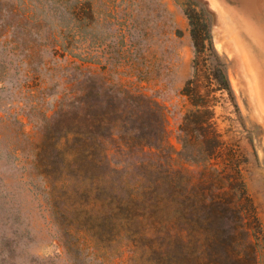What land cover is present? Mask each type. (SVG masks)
Segmentation results:
<instances>
[{
	"label": "rangeland",
	"instance_id": "obj_1",
	"mask_svg": "<svg viewBox=\"0 0 264 264\" xmlns=\"http://www.w3.org/2000/svg\"><path fill=\"white\" fill-rule=\"evenodd\" d=\"M184 1L0 0V264H87L85 255L70 262L63 228L79 237L85 252L96 253L94 238L80 226L63 220L56 231L49 221L47 195H56L65 175L57 179L44 166L68 148L78 99L90 112L124 105L133 119L141 104L154 102L163 112L167 145L180 149L178 125L192 109L182 89L195 81ZM192 1L207 19L230 85L229 93L208 96L214 97V128L240 155L264 236V1ZM196 85L205 96L215 83L204 73ZM70 193V208L84 209L85 198ZM100 254L108 264H145L136 244L119 237Z\"/></svg>",
	"mask_w": 264,
	"mask_h": 264
},
{
	"label": "trees",
	"instance_id": "obj_2",
	"mask_svg": "<svg viewBox=\"0 0 264 264\" xmlns=\"http://www.w3.org/2000/svg\"><path fill=\"white\" fill-rule=\"evenodd\" d=\"M194 4L183 3L194 47L195 81L182 89L192 109L178 125L180 149L167 145L163 112L154 102L141 104L133 119L124 105L90 112L78 99L68 148L44 166L45 172H56L57 179L65 175L56 195H47L50 223L56 231L63 220L75 223L95 240L91 256L78 246L79 237L63 228L71 263V256L85 255L87 264H108L100 251L111 247L114 237L136 244L145 264L260 263L264 236L245 187L240 155L216 132L214 97L208 98L214 91L229 93L228 77L207 19ZM204 73L215 83L205 96L196 85ZM127 153L136 154L134 163L116 157ZM71 190L85 198L84 209L70 208Z\"/></svg>",
	"mask_w": 264,
	"mask_h": 264
},
{
	"label": "bare ground",
	"instance_id": "obj_3",
	"mask_svg": "<svg viewBox=\"0 0 264 264\" xmlns=\"http://www.w3.org/2000/svg\"><path fill=\"white\" fill-rule=\"evenodd\" d=\"M255 1H256V0H255ZM262 1H264V0H262ZM219 2H220V1H219ZM223 2H224V1H223ZM231 2H232V1H231ZM245 2H246V1H245ZM259 2H260V1H259ZM261 3H262V2H261ZM212 4H213V3H212ZM257 4H258V3L256 2V5H257ZM226 5H227V4H226ZM240 5H241V4H239V7H240ZM247 5H248V3H247ZM253 5H254V2H253ZM230 6H231V5H230ZM254 6H255V5H254ZM227 7H229V6H227ZM231 7H232V6H231ZM233 7H234V9H235V6H234V5H233ZM239 7H238V8H239ZM255 7H256V6H255ZM257 7H259V4H258ZM224 8H225V7H224ZM224 8H222V9H224ZM244 8H246V7L244 6ZM226 9H227V8H226ZM229 9H230V8H229ZM232 9H233V8H232ZM248 9H250V7H249ZM235 10H236V9H235ZM227 11H229V10H227ZM230 11H231V9H230ZM251 11H252V10H251ZM231 12H232V11H231ZM234 13H235V12H234ZM244 13H245V12H244ZM238 14H239V13H238ZM255 14H256V13H255ZM229 15H230V14H229ZM234 15H235V14H234ZM240 15H242V14H240ZM249 15H250V14H249ZM231 17H232V16H231ZM231 17H230V18H231ZM221 18H222V17H221ZM223 19H224V18H223ZM223 19H222V20H223ZM231 20H233V19L231 18ZM244 20H245V19H244ZM242 21H243V20H242ZM233 22H234V21H233ZM243 22H244V21H243ZM225 23H227V22H225ZM246 23H248V22L246 21ZM234 25H235L234 27H236V24H234ZM245 25H246V24H245ZM247 25H248V24H247ZM243 26H244V25H243ZM255 27H256V26H255ZM230 28H231V27H230ZM251 28H252V27H251ZM245 29H246V28H245ZM254 29H255V28H254ZM226 30H227V29H226ZM228 30H229V27H228ZM230 30H232V28H231ZM263 30H264V29H263ZM246 31H247V30H246ZM246 31H244V32H246ZM254 31H257V29H255ZM259 32H260V31H259ZM248 33H249V32H248ZM260 33L262 34V32H260ZM232 34H233V33H232ZM238 34H239V33H238ZM240 34H241V33H240ZM246 34H247V33H246ZM251 34H252V32H251ZM233 36H234V35H233ZM233 36H232V37H233ZM235 36H236V35H235ZM247 36H248V35H247ZM249 36H251V35H249ZM239 37H240V36H239ZM255 37H256V36H255ZM263 37H264V36H263ZM240 38H241V37H240ZM233 39H234L235 42H236V39H237V38L235 39V38L233 37ZM241 39H242V38H241ZM256 40H257V39H256ZM236 43H237V42H236ZM244 43H245V42H244ZM244 45H245V44H244ZM246 46H247V45H246ZM245 48H246V47H245ZM239 49H240V48H239ZM247 51H248V49H247ZM261 55H262V54H261ZM249 56H250V55H249ZM259 72H261V71H259ZM258 75H259V73H258ZM263 76H264V75H263ZM256 77H257V76H256ZM259 79H260V78H259ZM257 80H258V79H257ZM260 82H261V81H259V85H260ZM263 89H264V88H263ZM259 90L262 91V90L260 89V87H259ZM259 90H258V91H259ZM260 91H259V92H260ZM263 91H264V90H263ZM261 93H262V92H260V94H261ZM262 94H263V97H264V93H262ZM260 96H261V95H260ZM263 97L261 96V99H263ZM263 102H264V101H263Z\"/></svg>",
	"mask_w": 264,
	"mask_h": 264
}]
</instances>
